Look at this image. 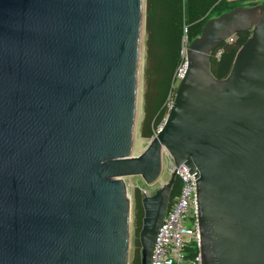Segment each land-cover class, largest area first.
<instances>
[{
	"label": "water",
	"instance_id": "95a60500",
	"mask_svg": "<svg viewBox=\"0 0 264 264\" xmlns=\"http://www.w3.org/2000/svg\"><path fill=\"white\" fill-rule=\"evenodd\" d=\"M145 0H0V264H128L130 197L163 156L194 175L200 264H264V3L210 18L183 46L169 110L132 154ZM250 36L228 74L211 53ZM169 180L143 196L149 264Z\"/></svg>",
	"mask_w": 264,
	"mask_h": 264
},
{
	"label": "trees",
	"instance_id": "16d2710c",
	"mask_svg": "<svg viewBox=\"0 0 264 264\" xmlns=\"http://www.w3.org/2000/svg\"><path fill=\"white\" fill-rule=\"evenodd\" d=\"M259 3H264V0H145L142 136L152 137L168 113V104L175 93L174 83L184 63L183 38L189 43L200 35L202 27L210 18L236 6L251 7ZM250 34V30L237 32L232 40L224 41L212 51L210 68L215 77L223 78L228 74L237 50ZM180 188L181 183L175 178L170 188L168 206ZM143 196L141 190L136 188L134 249L130 264H141L138 234L143 218ZM198 253L199 249L194 244L189 247L186 256L194 259Z\"/></svg>",
	"mask_w": 264,
	"mask_h": 264
},
{
	"label": "built area",
	"instance_id": "2783aa9c",
	"mask_svg": "<svg viewBox=\"0 0 264 264\" xmlns=\"http://www.w3.org/2000/svg\"><path fill=\"white\" fill-rule=\"evenodd\" d=\"M232 38L233 36L228 40ZM163 157L166 158L169 174L174 173L181 188L167 207L156 231L149 264H194L195 261L200 264L199 253L194 259L186 256L191 245L195 244L199 249L200 243L194 175L184 164L176 165L169 154ZM142 194L146 196L147 192L143 190Z\"/></svg>",
	"mask_w": 264,
	"mask_h": 264
},
{
	"label": "rangeland",
	"instance_id": "374dc122",
	"mask_svg": "<svg viewBox=\"0 0 264 264\" xmlns=\"http://www.w3.org/2000/svg\"><path fill=\"white\" fill-rule=\"evenodd\" d=\"M186 38H183V46H186L188 44ZM144 55L145 50L143 47L142 51V58H141V71H140V82H139V101L137 106V113H136V123H135V133H134V139H133V149L132 154L138 155L143 151L145 146L147 145L150 138L144 137L141 134L140 128L141 123L143 119V103H144V75H143V66H144ZM179 82V78L177 76V79L174 83V88H177ZM171 103V100L169 104ZM168 104V105H169ZM160 127V126H159ZM158 127V128H159ZM157 128V129H158ZM156 129V131H157ZM155 131V133H156ZM170 178V174L167 170L166 165V158L163 157V166H162V172L159 177V179L153 184V185H146L143 179L140 176H129L123 178L124 183L126 185V189L128 192V195L130 197V222H129V234H130V242H129V251H128V264H130V261L132 259L133 254V239L135 236V224H134V193L135 189L139 188L141 192L145 190L147 192V195H151L155 192V190L159 189L163 184H165ZM144 195V194H143Z\"/></svg>",
	"mask_w": 264,
	"mask_h": 264
},
{
	"label": "bare ground",
	"instance_id": "6f19581e",
	"mask_svg": "<svg viewBox=\"0 0 264 264\" xmlns=\"http://www.w3.org/2000/svg\"><path fill=\"white\" fill-rule=\"evenodd\" d=\"M141 62L139 61V72H138V78H139V76H140V71H141ZM139 82H140V80H139ZM138 95H139V90H138Z\"/></svg>",
	"mask_w": 264,
	"mask_h": 264
}]
</instances>
